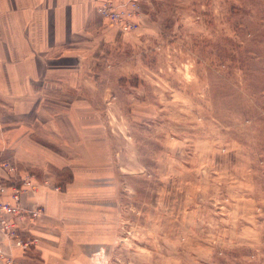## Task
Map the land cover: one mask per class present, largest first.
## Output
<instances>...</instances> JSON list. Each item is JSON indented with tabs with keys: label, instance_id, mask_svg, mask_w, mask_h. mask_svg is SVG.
I'll list each match as a JSON object with an SVG mask.
<instances>
[{
	"label": "rangeland",
	"instance_id": "1",
	"mask_svg": "<svg viewBox=\"0 0 264 264\" xmlns=\"http://www.w3.org/2000/svg\"><path fill=\"white\" fill-rule=\"evenodd\" d=\"M140 6L132 32L99 15L111 37L80 48L76 117L73 88L34 104L49 160L0 162L33 180L22 196L76 191L59 213L21 196L14 264H264V0Z\"/></svg>",
	"mask_w": 264,
	"mask_h": 264
},
{
	"label": "crops",
	"instance_id": "2",
	"mask_svg": "<svg viewBox=\"0 0 264 264\" xmlns=\"http://www.w3.org/2000/svg\"><path fill=\"white\" fill-rule=\"evenodd\" d=\"M97 3L98 0H0V162L9 156L25 163L49 160V153L33 149L31 143L38 142L27 130L26 121L38 118L34 116V104L40 107L63 103L62 93L73 88V100L68 102L74 109L71 116L76 117V67L85 55L80 48L111 37L96 11ZM39 146L48 150L40 143ZM75 181L73 172L70 184ZM33 198L54 213L74 206L76 191L66 202L46 189L22 196L23 201ZM43 233L51 240L60 237H55L53 231ZM5 246L0 239V247Z\"/></svg>",
	"mask_w": 264,
	"mask_h": 264
},
{
	"label": "built area",
	"instance_id": "3",
	"mask_svg": "<svg viewBox=\"0 0 264 264\" xmlns=\"http://www.w3.org/2000/svg\"><path fill=\"white\" fill-rule=\"evenodd\" d=\"M96 11L109 26H116L119 32H132L139 27L140 0H98ZM12 164L5 161L0 164L1 169L8 174L15 175L12 172L15 168ZM2 178L5 181H2ZM11 180L13 179L4 176L0 178V239L5 241L6 245L12 241L15 246L26 249L31 241L24 240L20 236L17 220L20 214L29 215L20 199L24 193L23 188H31L34 183L30 176L23 180L24 187L18 186ZM37 212V210L31 211L33 216H36ZM0 264H14L12 254L6 247H0Z\"/></svg>",
	"mask_w": 264,
	"mask_h": 264
}]
</instances>
